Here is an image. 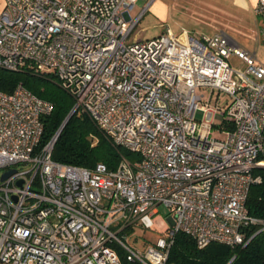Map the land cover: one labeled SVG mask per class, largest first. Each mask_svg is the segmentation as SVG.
Wrapping results in <instances>:
<instances>
[{"label": "built area", "instance_id": "obj_1", "mask_svg": "<svg viewBox=\"0 0 264 264\" xmlns=\"http://www.w3.org/2000/svg\"><path fill=\"white\" fill-rule=\"evenodd\" d=\"M136 1L4 0L0 67L54 73L131 156L113 169L54 160L57 132L39 147L52 103L22 84L0 90V264H168L178 231L199 247L264 231L247 208L264 167V63L223 31L140 39L148 4L133 14Z\"/></svg>", "mask_w": 264, "mask_h": 264}, {"label": "trees", "instance_id": "obj_2", "mask_svg": "<svg viewBox=\"0 0 264 264\" xmlns=\"http://www.w3.org/2000/svg\"><path fill=\"white\" fill-rule=\"evenodd\" d=\"M22 84L39 97L50 101L52 111L42 116L43 132L39 147L51 139L71 112L75 100L63 89L54 73L36 72L32 68L18 70L0 67V90L11 92ZM131 156L130 152L118 147L80 109H76L62 127L52 150L56 161L92 168L97 162H104L108 168L117 166L121 155ZM260 181L250 186L247 198L249 213L264 219V167L254 169ZM256 230L248 228V237ZM168 264H264V231L254 234L246 244L229 246L212 242L199 247L195 239L185 232L178 231L170 246Z\"/></svg>", "mask_w": 264, "mask_h": 264}, {"label": "rangeland", "instance_id": "obj_3", "mask_svg": "<svg viewBox=\"0 0 264 264\" xmlns=\"http://www.w3.org/2000/svg\"><path fill=\"white\" fill-rule=\"evenodd\" d=\"M143 0H139L137 6H139ZM135 14V11L133 12ZM256 20L258 17L255 15ZM209 15L201 12V7H198L194 4L193 1L189 0H174L170 6V12L168 16L164 19L161 17H154L151 14H146L136 25L134 32L139 31L140 39L152 38L163 32L165 29L171 27L172 32L175 35L180 34L181 32L189 31L194 35L200 36L203 34H214V32L224 31L227 35L231 36L236 42L240 43L241 40L237 36H232L231 33L236 34L235 25L233 23H228L224 21H209ZM234 32H233V31ZM254 44V43H253ZM255 50V46L252 47ZM230 62L234 65L241 66V61L232 57ZM201 93V92H199ZM208 96L206 92L205 99ZM224 95L221 96V103L224 102ZM210 106H215L214 100L211 101ZM74 108V106H73ZM72 108V109H73ZM214 108V107H213ZM213 134L218 137H224V134L218 130H214ZM0 169V173H1ZM159 212L153 216L154 221L158 227H163L165 223L163 218L169 214V207L165 205H160L158 207ZM144 230H138L139 233H142L144 241H154L158 236V228H143ZM133 236V237H132ZM131 240L134 239V235L130 234L129 237Z\"/></svg>", "mask_w": 264, "mask_h": 264}, {"label": "crops", "instance_id": "obj_4", "mask_svg": "<svg viewBox=\"0 0 264 264\" xmlns=\"http://www.w3.org/2000/svg\"><path fill=\"white\" fill-rule=\"evenodd\" d=\"M139 0L136 1L135 14L139 13L145 5L148 4L146 14H151L154 17L165 18L170 12L171 3L174 0H143L137 6ZM193 1L198 7H201V12L209 15V21H224L235 25L236 34L241 42H236L231 36L229 42L232 45H238L255 53L257 60L264 63V17L257 16L254 12V7L257 0H189ZM4 6V0H0V12ZM255 15L258 17L256 20ZM140 19V21H141ZM171 29V27L168 26ZM233 31V30H232ZM224 32V31H223ZM234 32V31H233ZM215 33V32H214ZM211 35V34H203ZM136 36L140 38L139 31ZM254 43V44H253ZM255 46V50L254 47Z\"/></svg>", "mask_w": 264, "mask_h": 264}, {"label": "water", "instance_id": "obj_5", "mask_svg": "<svg viewBox=\"0 0 264 264\" xmlns=\"http://www.w3.org/2000/svg\"><path fill=\"white\" fill-rule=\"evenodd\" d=\"M75 110H76V108H73V109L71 110V112L69 113V115L67 116V118L64 120L63 124L61 125V127H60L59 130L57 131V134H58V135H59V133H60L62 127L66 124V122L68 121L69 117L72 115V113H73ZM12 172H13V169H10L9 171H6V172L2 175L1 179H4L6 176H8V175H9L10 173H12Z\"/></svg>", "mask_w": 264, "mask_h": 264}]
</instances>
